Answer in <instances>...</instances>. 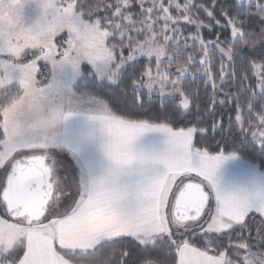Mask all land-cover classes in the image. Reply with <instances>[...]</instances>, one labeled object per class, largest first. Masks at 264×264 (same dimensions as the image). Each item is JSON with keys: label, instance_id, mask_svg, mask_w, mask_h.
Segmentation results:
<instances>
[{"label": "snow or ice", "instance_id": "1", "mask_svg": "<svg viewBox=\"0 0 264 264\" xmlns=\"http://www.w3.org/2000/svg\"><path fill=\"white\" fill-rule=\"evenodd\" d=\"M13 2L23 7L22 0ZM62 4L65 10H76L74 3L64 6L62 0ZM130 6V0H119L115 7V16L127 20L126 25L105 17L119 32V46L108 45L113 33L102 28L100 19L92 21L93 10H89L88 18L76 10L81 13L82 27L91 35L83 50L75 48L68 33L67 46L57 51L56 43H46L24 28L13 42L0 46V55L8 57L0 59V88L18 80L16 92L10 97L5 93L7 106L0 107V264H72L71 257L78 252L94 254L105 246L116 245L121 246L116 264H137L138 253L124 247L126 238H132L141 251L163 250L171 257L164 264H245L253 245H231V241L244 239L242 232L255 222L253 214L260 217L257 243L264 245V194H226L219 190L216 176L221 163L235 156L226 155L222 149L230 145L237 126L241 135L250 134L258 140L264 151V62H254L264 61V0H238L234 7L222 5L219 0L208 4L168 0L167 6L165 0H151V6L145 7L144 0H140L141 18L137 20L131 12L121 11ZM157 22L160 27L154 29ZM133 27L137 33L146 28L149 39L143 43L133 41L128 35ZM205 28L208 38L201 34ZM29 47L39 49L42 55L37 58L53 65L79 68L83 60L93 65L111 62L109 79L111 86L119 89V100L115 102L118 111L105 99L106 115L99 119L107 133L103 143L107 169L91 183L81 185L75 179L69 183L60 174L61 168H68L61 148L73 153L79 149L73 143L61 145L54 130L73 113L63 110L64 97L54 84L44 86L36 79L35 60L20 62L22 52ZM125 47L130 53L127 56ZM189 48L191 52H187ZM139 57L146 58L150 66L143 67ZM16 69L20 70L19 77L14 75ZM250 77H255L253 84L248 83ZM188 78L204 80L205 90L211 87L203 107L192 102L199 100V95L184 86ZM233 86L235 93L227 91ZM145 90L149 106L142 99ZM37 93L46 97L45 110L57 118L41 127H31L42 135L21 143L17 137L28 127L21 128L17 114L24 101ZM220 93L223 99L218 98ZM153 94L158 97L159 107L152 106ZM67 95L75 93L68 90ZM170 97L178 98L180 104H166ZM229 101L236 103L237 113L235 123L229 117L225 124L219 113ZM241 104H246L250 117L259 105L257 130L249 133L253 121L242 118ZM171 125L177 126L175 130ZM151 130L169 134L170 153L148 157L135 150L137 138ZM194 157H199V164ZM150 159L161 160L167 170L136 191L139 206L135 211H125L121 202L129 192L124 178ZM99 164L103 167L104 161ZM225 237L235 259L222 251L209 253L213 243L222 249ZM196 238L205 240V249L194 246ZM244 251L247 254L241 258ZM140 264L153 261L143 259Z\"/></svg>", "mask_w": 264, "mask_h": 264}, {"label": "trees", "instance_id": "2", "mask_svg": "<svg viewBox=\"0 0 264 264\" xmlns=\"http://www.w3.org/2000/svg\"><path fill=\"white\" fill-rule=\"evenodd\" d=\"M70 2L74 3L76 5V10L81 11L85 14V17L88 18V12L89 10L92 11L91 19L94 22L95 19L101 20V26L107 27L110 32L113 33V35L107 40V43L109 46L112 44H116L117 46L120 45L121 37L119 35V32L114 30L111 25L108 23V21L105 19V17H108L112 20H115L117 23H120L121 25L128 24L127 20L118 19L115 16V7L118 4L119 0H69ZM168 1V0H165ZM181 4L185 3L186 0H179ZM197 2H203L205 4H208L210 0H197ZM220 4H227L232 5L233 7L237 4V0H219ZM130 8H121V11L127 14L128 12H131L133 15V19L137 20L139 17V14L141 12L140 8V0H130ZM145 7H150L151 4L144 5ZM231 10V9H230ZM174 15H176L175 12H173ZM200 18L204 19L203 14H200ZM223 22V21H222ZM136 27H140L139 24L136 25ZM214 31L216 29H213ZM201 34L205 37H209L208 30L202 29ZM128 35L132 37L133 41H137L140 43H143L149 36V33L147 29L145 28L140 33H137L135 30V27L130 28L128 30ZM59 42V40H57ZM125 45L128 43L127 39H125ZM135 46V45H133ZM117 54H118V50ZM192 49H187V52H191ZM124 55H129V50L127 47L123 50ZM37 52L35 51H27L20 57L21 63H30L33 60H35L37 57ZM141 64L143 67L147 68L150 65L148 64L147 59H140ZM254 62H264V61H254ZM154 67V65H152ZM218 67V64L217 66ZM216 67L213 68V76L215 77L216 74ZM128 71H131L130 69ZM43 74V75H42ZM84 75L74 84V92L76 95L80 97H86V98H92L96 99L105 105V99L109 101L110 105L113 106L114 111H118V109L115 107V102H118L119 100V89L115 88V86H111V84L107 82H103L98 80V78L94 75H91V71L88 68L84 69ZM51 78V69L50 65L43 60L38 61V72L36 79L38 81H42V84L45 86L49 83ZM255 80V77H250L248 83L253 84ZM217 83H219V80H217ZM231 83V82H230ZM239 82H237L238 84ZM183 84L185 87L194 89L199 95V100H193L192 102L199 103L203 107L204 104L207 102V98L212 93V89L210 86H208L207 90H205V81L200 79H192L188 78L185 81H183ZM106 86L104 88L100 89V86ZM18 85H12L10 87L4 88L0 90V107L7 106L8 100L5 98V93L7 92V95L10 97L13 93L16 92ZM236 87H230L227 89V91L235 93ZM219 99H223V93L218 94ZM142 99L145 102L146 106L148 105V96L146 94H142ZM191 99V97H190ZM152 102L155 107H159V100L157 96H152ZM178 99H172L169 98L165 101L166 104L169 105H179ZM257 108L256 113L254 116L250 117L247 112L246 104L240 105V114L242 118L245 121L252 120L253 121V128L248 129L249 133L251 131L257 130V120L255 117L259 115V105H255ZM237 113V106L234 101H229L228 105L225 107H222L220 109V118L222 122L225 124L228 121L229 117L233 118V123H235V115ZM195 113H193L194 115ZM188 119H191V115L188 117ZM3 115L2 111H0V124L2 123ZM157 122H165L164 120H158ZM180 127H183L184 124L181 123L179 125ZM194 126V125H190ZM173 129L177 127L176 125H171ZM247 129V124L245 125ZM3 138V129L0 126V139ZM243 142V143H242ZM215 147V145H213ZM222 151L225 152L226 155L235 154L234 157H237L239 160L249 163L251 165H254L258 168V170L263 174L264 177V151H261L259 148V144L256 142V140L253 139V137L249 134L247 137L240 134L239 127L235 129V133L233 135L232 141H230V145L222 149ZM2 214V213H1ZM8 218V217H5ZM254 223H251L249 230H244L242 232V235L244 236L243 240H236L233 239L231 241V245H236L239 243H250L253 245L251 248L252 252L261 253L264 252V245L258 244L256 240L257 235V229L259 226V220L260 217L258 215L253 214ZM194 246L199 247L201 249L206 248V243L203 238H196L194 241ZM231 245H229L227 237L224 238V247L222 249H217L216 244L213 243L209 249V253L211 255H217L218 251H222L230 256V258L235 259V257L231 256ZM124 247L131 249L133 253H138L137 264H140V261L143 259L151 260L153 261V264H164L165 261L170 260V255L166 254L161 249H148L146 251H141L140 247L137 246L136 242L132 240V238H126L124 241ZM121 252V246H105L100 251L96 253H77L75 256L71 257L72 264H116L117 259L120 258L119 254ZM247 251H244L241 253V258L243 255H246Z\"/></svg>", "mask_w": 264, "mask_h": 264}, {"label": "crops", "instance_id": "3", "mask_svg": "<svg viewBox=\"0 0 264 264\" xmlns=\"http://www.w3.org/2000/svg\"><path fill=\"white\" fill-rule=\"evenodd\" d=\"M96 104L89 101L88 104ZM96 105H94L93 109ZM103 112V113H102ZM73 113V112H72ZM98 113V114H97ZM106 115L105 111L94 109V113L71 115L68 118V126L71 131L62 135L58 140L61 145L73 143L79 151L73 153L67 148H61L79 168L81 178L77 180L81 185L91 183L104 175L107 169V160L103 153V143L107 138L105 130L77 131L83 129H95L102 126L100 117ZM171 138L167 132L151 130L145 132L134 142L135 150L148 157H162L172 150ZM104 161V166L99 161ZM197 164L199 157H194ZM240 162L234 158L223 161L217 170L218 188L226 194L245 195L256 193L264 194L263 174L254 165ZM63 170V168H61ZM166 165L159 159H150L149 162L124 178L123 183L127 186L129 194L121 202L125 211H135L139 206L136 191L145 186L155 175L165 172ZM217 202H213L214 206Z\"/></svg>", "mask_w": 264, "mask_h": 264}, {"label": "clouds", "instance_id": "4", "mask_svg": "<svg viewBox=\"0 0 264 264\" xmlns=\"http://www.w3.org/2000/svg\"><path fill=\"white\" fill-rule=\"evenodd\" d=\"M29 0H22L23 7ZM40 10V17L31 27H25L22 10L13 0H0V46L8 45L21 29H27L39 35L46 43H51L55 38L68 33L72 38L75 48L80 51L85 49L90 42V31L83 28L80 20L81 13L75 9L65 10L62 0H30ZM46 97L40 93L29 96L21 105L17 120L21 128L41 127L56 120L55 113L45 110ZM264 264V252L250 251L245 264Z\"/></svg>", "mask_w": 264, "mask_h": 264}, {"label": "rangeland", "instance_id": "5", "mask_svg": "<svg viewBox=\"0 0 264 264\" xmlns=\"http://www.w3.org/2000/svg\"><path fill=\"white\" fill-rule=\"evenodd\" d=\"M167 2L168 1H165L166 6H167ZM237 2H238V0H237ZM63 3H64V6H66L67 3H72V2H70L69 0H63ZM147 4H151V0H144V5H147ZM22 16H23V21H24L25 27H31L39 19L40 10L37 8V6L34 3L30 2V0H29V2H26L24 4L23 10H22ZM159 27H160V22H157L154 25V29H159ZM67 39H68V35L66 32L58 35L55 38V40L53 42L56 43V45H57V51H62L63 48L67 46L65 43ZM147 39H149V36ZM57 40H59V42H57ZM27 51L37 52V56L35 55L36 57L42 55V53L39 52V49H33V48L29 47V48L24 49L21 56ZM7 58L8 57L6 55H0V59H7ZM140 59H146V58L139 57V60ZM39 60H42V59H38V58L35 59L37 69H38V61ZM47 63L50 65L51 78H50L49 83L45 86L54 84V86L62 94V96L64 97V100L62 102V107H63V110L65 112L71 111V112H73L75 114H79V115L83 114L85 112H88V111L90 113H94V109L96 111L102 110V111L106 112L104 103H102L96 99L80 97V96L76 95V93L74 92V84L84 75L83 73H84L85 68L90 69L91 75L96 76L98 78V80L111 84V81L109 79V77L112 75V66H111L110 61H107V60L98 61L97 65H93L90 61L83 60V61H81L79 68H74L71 64L53 65L50 61ZM130 63H134V62H130ZM14 75L16 77H19L21 75L20 70L16 69ZM36 77H37V73H36ZM12 85H18V80L14 81L12 84L5 85L3 88H0V90L7 88V87H10ZM68 90H71V92L75 93V95L69 97L67 95ZM145 91H147V90H145ZM153 96H157V95L153 94ZM170 98L178 99L176 97H170ZM69 99L71 100L70 103L68 102ZM89 101L95 102L96 104H91V103L88 104ZM178 104H180V101L178 102ZM94 105H96V106L93 109ZM2 115H3V113H2ZM0 126L2 127V123L0 124ZM92 130H105V129H103V126H101V127L95 128V129H86V128L83 130L78 129L77 131H92ZM68 131H71V127L68 126V119H67V120L60 122V124L54 130V133L56 134L57 139L61 140L62 135L63 136L66 135L68 133ZM41 135H42V133L39 129L28 127L26 130H23L20 133V135L17 137V140L19 142L23 143V142H27L30 140L38 139ZM256 142L259 144L258 140H256ZM61 152H62V155L67 156L66 163H68L67 169H64V168H63V170L60 169L61 176L66 177L69 183H71L73 179H75L77 181L78 179L81 178L80 173H79V168L76 166V163L75 164L72 163L73 161L71 160V158L62 149H61ZM234 159L239 160L237 157H234ZM70 161H72V162L69 163ZM239 161L243 162L241 160H239ZM2 174H3V170L0 169V175H2ZM213 202L215 203V200H213L212 203Z\"/></svg>", "mask_w": 264, "mask_h": 264}]
</instances>
